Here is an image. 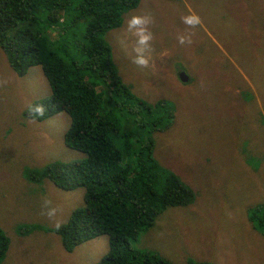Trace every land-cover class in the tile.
Here are the masks:
<instances>
[{"label": "rangeland", "instance_id": "1", "mask_svg": "<svg viewBox=\"0 0 264 264\" xmlns=\"http://www.w3.org/2000/svg\"><path fill=\"white\" fill-rule=\"evenodd\" d=\"M189 9L202 19L195 29L181 21ZM136 14L153 20L150 64L143 69L132 63L134 38L125 31ZM187 32H194L193 42L181 45L177 37ZM104 37L122 82L148 103L165 100L152 116L165 121L172 107L166 129L131 130L150 137L158 164L194 193L187 205L159 213L134 247L168 264H264V224L260 230L250 218L261 204L257 216L264 221V0H140ZM18 74L0 46V228L9 242L0 264H95L109 249L106 234L67 251L53 231L83 205L84 189L31 178L85 153L64 142L66 112L40 122L24 115L51 93L42 67Z\"/></svg>", "mask_w": 264, "mask_h": 264}, {"label": "trees", "instance_id": "2", "mask_svg": "<svg viewBox=\"0 0 264 264\" xmlns=\"http://www.w3.org/2000/svg\"><path fill=\"white\" fill-rule=\"evenodd\" d=\"M139 1L0 0V46L10 66L23 75L30 66L40 65L51 89L24 115L40 122L66 112L70 125L64 142L85 153L81 160L54 161L31 178H49L63 190L84 189L83 205L53 231L67 251L106 234L109 249L95 264H168L133 243L167 207L187 205L194 199L178 175L155 160L154 141L139 138L131 130L133 126L144 129L146 124L149 133L166 129L173 120L172 107H167L165 121L152 116L153 111L160 113L158 106L165 100L148 103L122 82L104 37L120 26L122 15ZM36 106L43 107V115L30 111ZM262 207L257 204L250 215L260 230L264 221L257 213ZM8 244L0 228V261Z\"/></svg>", "mask_w": 264, "mask_h": 264}, {"label": "clouds", "instance_id": "3", "mask_svg": "<svg viewBox=\"0 0 264 264\" xmlns=\"http://www.w3.org/2000/svg\"><path fill=\"white\" fill-rule=\"evenodd\" d=\"M181 21L189 29H195L202 24L201 17L189 9V14L181 17ZM153 23L152 17L147 14L132 15L126 21V36L134 38L133 51L135 55L132 57V63L139 68H147L150 64L151 43L154 39V33L151 31ZM194 32H187L177 37L181 45L191 44L193 42ZM122 43H125L122 41ZM31 112L43 115V107L36 106L30 108ZM48 215H54V210ZM59 227V225H57Z\"/></svg>", "mask_w": 264, "mask_h": 264}, {"label": "water", "instance_id": "4", "mask_svg": "<svg viewBox=\"0 0 264 264\" xmlns=\"http://www.w3.org/2000/svg\"><path fill=\"white\" fill-rule=\"evenodd\" d=\"M180 79H181V80H186V76H185L184 73H181V74H180Z\"/></svg>", "mask_w": 264, "mask_h": 264}, {"label": "crops", "instance_id": "5", "mask_svg": "<svg viewBox=\"0 0 264 264\" xmlns=\"http://www.w3.org/2000/svg\"><path fill=\"white\" fill-rule=\"evenodd\" d=\"M179 77H180V76H179ZM186 79H187V77H186ZM181 81H185V80H181ZM72 190H73V189H72ZM69 191H70V190H69ZM227 251H228V250H227ZM228 253H229V252H228ZM228 253H227V254H228Z\"/></svg>", "mask_w": 264, "mask_h": 264}]
</instances>
